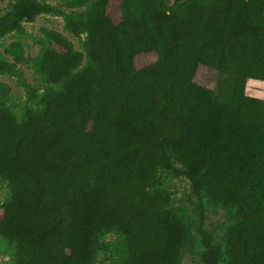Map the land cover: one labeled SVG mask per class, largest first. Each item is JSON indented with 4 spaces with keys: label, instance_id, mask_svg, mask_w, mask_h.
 Listing matches in <instances>:
<instances>
[{
    "label": "trees",
    "instance_id": "trees-1",
    "mask_svg": "<svg viewBox=\"0 0 264 264\" xmlns=\"http://www.w3.org/2000/svg\"><path fill=\"white\" fill-rule=\"evenodd\" d=\"M110 1L72 17L15 0L0 16V39L62 16L90 60L81 66L71 41L47 30L33 62L49 85L38 109L18 121L0 101V180L11 186L0 239L12 264H95L110 233L122 238L119 264H180L189 227L162 173L229 214L219 243L200 212V264H264V100L246 95L248 80L264 82V0H124L116 20ZM6 53L0 75L20 77L21 44ZM141 54L154 62L137 67ZM199 67L216 73L215 88L195 82Z\"/></svg>",
    "mask_w": 264,
    "mask_h": 264
},
{
    "label": "rangeland",
    "instance_id": "rangeland-1",
    "mask_svg": "<svg viewBox=\"0 0 264 264\" xmlns=\"http://www.w3.org/2000/svg\"><path fill=\"white\" fill-rule=\"evenodd\" d=\"M36 1L46 3L66 15L82 17L90 11L91 1L94 0H88L87 3L85 2L79 7H69L68 4L70 0ZM184 1L186 0H167V3L169 5H177ZM14 2L15 0H0V16L8 12L12 8ZM123 2L124 0L110 1L108 13L114 20L120 17ZM22 27V32L9 33L0 39V59L10 62L12 61L11 56L7 55L6 50H8L13 43H20L23 48L24 60L16 65L20 72V77L0 75V91H4V94L0 95V101L11 109L18 121H21L27 107L38 109V97L47 87H49L33 66L34 59L39 51L42 48L49 46V43L44 36L45 31H56L70 40L74 49L83 55L81 66L90 63L85 36H72L67 31L62 16L51 13L41 14L32 22L23 23ZM154 60L155 57L151 54H141L136 56L135 65L137 67H143L153 63ZM195 82L199 85L213 89L215 88L216 83V73L211 69L199 67L195 76ZM24 84L36 90V93H33L34 98L30 101L27 99ZM246 95L264 100V82L252 79L248 80ZM217 98L218 100L223 99L222 96ZM161 178L167 191L171 194L170 208L183 215L189 227L191 243L187 247H184L180 264H200L199 237L195 231L200 212H202L204 216V225L214 233L216 241L219 243L224 235L225 227L230 221L229 214L220 208L209 207L206 203L201 205L202 203L191 194L190 185L186 178H175L167 173H162ZM10 190L11 186L7 182L0 180V206L9 198ZM100 245L102 248L97 251L95 264L120 263L124 255V248L122 238L119 235L115 233L103 235L100 238ZM104 247L105 250H103ZM11 254V247L0 239V264H12ZM221 264H225L224 261H222Z\"/></svg>",
    "mask_w": 264,
    "mask_h": 264
}]
</instances>
